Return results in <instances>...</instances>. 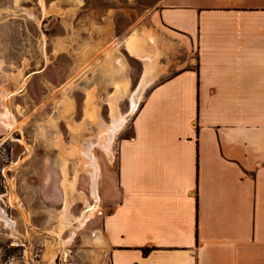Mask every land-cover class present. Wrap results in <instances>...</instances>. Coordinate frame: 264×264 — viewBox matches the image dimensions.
<instances>
[{
    "label": "crops",
    "instance_id": "obj_1",
    "mask_svg": "<svg viewBox=\"0 0 264 264\" xmlns=\"http://www.w3.org/2000/svg\"><path fill=\"white\" fill-rule=\"evenodd\" d=\"M126 42L112 93L138 85L139 105L99 249L110 264H264V0H162Z\"/></svg>",
    "mask_w": 264,
    "mask_h": 264
},
{
    "label": "rangeland",
    "instance_id": "obj_2",
    "mask_svg": "<svg viewBox=\"0 0 264 264\" xmlns=\"http://www.w3.org/2000/svg\"><path fill=\"white\" fill-rule=\"evenodd\" d=\"M161 1L0 0V114L8 107L18 125H8L0 115V264H110L95 237H102L113 207L119 144L133 133L138 85L118 98L126 121L111 152L98 143L93 147L101 165L97 205L93 173L83 168L80 153L89 139H101L98 121L89 117L92 99L111 122L114 58L118 55L127 70L126 40L152 23ZM68 199L76 217L86 201L97 210L64 246L60 241L69 238L70 228L62 239L56 231Z\"/></svg>",
    "mask_w": 264,
    "mask_h": 264
},
{
    "label": "bare ground",
    "instance_id": "obj_3",
    "mask_svg": "<svg viewBox=\"0 0 264 264\" xmlns=\"http://www.w3.org/2000/svg\"><path fill=\"white\" fill-rule=\"evenodd\" d=\"M135 39V38H134ZM133 39V40H134ZM131 40V41H133ZM133 45H131L130 49L133 50L135 47H133L135 44V42H132ZM138 45V44H137ZM130 50V51H131ZM135 50H137L135 48ZM137 52V51H136ZM151 57V56H150ZM152 62V61H151ZM150 63V62H149ZM151 65V64H150ZM122 68V67H121ZM153 68V67H152ZM119 72V71H118ZM124 72V71H122ZM125 74V73H124ZM123 77V75H122ZM124 78V77H123ZM123 78H119V79H123ZM146 79V78H145ZM126 81V80H125ZM145 81V80H144ZM118 82V81H117ZM116 82V83H117ZM145 83V82H143ZM119 84V82H118ZM127 84V83H126ZM121 87V86H120ZM123 87V86H122ZM119 88V87H118ZM140 88V87H139ZM121 89V88H120ZM117 90V89H116ZM126 90V88H125ZM1 91V90H0ZM121 91V90H120ZM139 91V90H138ZM136 91L135 95L132 97V105H133V109H135L137 107L138 104V96L137 95V92ZM2 92V91H1ZM125 92V91H124ZM122 93V92H121ZM121 93H118V91L116 92V94L112 95L110 98H109V102L111 104V107H112V120L111 122H107V121H104L103 117L101 116L100 114V104H98L99 102L97 101V99L93 100L92 99V103H94L92 106H90L91 110H89V117L92 118V119H95L96 121H98L97 123H99L100 125V131H99V137H101V139L98 138V140L94 139V138H91L89 139V141H87L83 147L81 148V153L80 155L82 154L83 155V159H80L82 160L83 162V168H85L87 171H91L93 173V185H92V196L93 198L95 199L96 201V205L97 203L99 202L98 200H100V194H99V190H98V187L96 186V183H97V179L100 175V167L101 165L99 164L98 162V159H97V156L95 155L96 152H94L95 149H93V147L97 146L96 144H100L101 146H103L109 153L111 152V143L113 141V138L115 137V134L117 133L118 130H120V128L122 127V125L125 123L126 121V116L125 114L121 113L119 111V107L118 106V98H119V94ZM122 95V94H121ZM8 96V95H7ZM6 99V98H5ZM9 101V100H8ZM7 101V102H8ZM9 105V104H8ZM10 106V105H9ZM138 109V107H137ZM88 110V109H87ZM136 111V110H135ZM5 112V111H4ZM127 112V111H126ZM88 113V111H87ZM2 116V119L5 120V122L10 125V126H13L14 124L16 125V120L13 119L14 115L11 116V112L10 110L8 109L7 107V111L4 113V114H0ZM88 116V115H87ZM88 117V118H89ZM90 123V122H88ZM18 126V125H16ZM14 127V126H13ZM16 128V127H15ZM23 141V139H21ZM25 141V140H24ZM86 141V139H85ZM25 143V142H24ZM96 148V147H95ZM80 151V150H79ZM79 155V154H78ZM21 159V158H20ZM19 161V160H18ZM67 161V160H66ZM81 165V164H80ZM79 168V167H78ZM66 170H64L65 172ZM78 171V169H77ZM67 173V172H66ZM91 173V174H92ZM77 174V173H76ZM67 175V174H66ZM79 177V176H78ZM77 177V178H78ZM66 178V177H65ZM75 178V177H74ZM66 179H64L63 184H65V186L67 185L66 184ZM73 180V179H72ZM67 181H69L67 179ZM75 181V180H74ZM70 182V181H69ZM72 182V181H71ZM68 183V182H67ZM12 186H13V183L11 182ZM70 185L74 186V182H72ZM66 187H69V186H66ZM65 187V188H66ZM71 187V186H70ZM75 187V186H74ZM64 188V189H65ZM76 188V187H75ZM74 188V189H75ZM78 188V187H77ZM68 189V188H66ZM70 189V188H69ZM11 191V190H10ZM68 193V191H66ZM70 192V191H69ZM70 196V195H69ZM67 197V196H66ZM70 198V197H69ZM88 199V198H87ZM10 200V199H9ZM90 200V199H89ZM91 201V200H90ZM87 202V206H86V210L83 211L84 213L79 216V217H76L74 215L71 214L70 212V206L71 205V202L70 200L68 199L66 202H65V206L64 208L62 209V215L61 217H59V219L61 218L60 220V223L58 225V230L56 231L57 234L59 235V237H61V234L62 232L66 229V228H70V235H69V238H66V239H62V237L60 239H62L60 242L64 244V246L68 243L71 242V239L73 238V236L75 235L76 231L81 228L82 226H85V223L89 220V218L95 213V211L97 210V206L95 204H92L91 202L88 203ZM100 204V203H99ZM74 206V205H73ZM73 209V207H72ZM100 210V208L98 209ZM21 211V210H20ZM4 216V215H3ZM78 216V215H77ZM6 217V216H5ZM24 217V216H23ZM27 219V218H26ZM6 220V219H5ZM3 221V220H2ZM5 222V221H4ZM8 224H10L11 226H14V221H11V220H7ZM58 224V223H57ZM9 225V226H10ZM8 226V227H9ZM80 230H78L79 232ZM101 235V234H100ZM97 234V237H95V240L98 241L99 243L102 242V237ZM21 236V235H20ZM19 236V237H20ZM17 237V236H16ZM94 237V236H93ZM91 240V239H90ZM89 240V241H90ZM104 241V240H103ZM91 242V241H90ZM93 243V242H92ZM98 244V243H97ZM54 259L55 258V251L53 252L52 250V253H51V258L50 259ZM51 261V260H49Z\"/></svg>",
    "mask_w": 264,
    "mask_h": 264
},
{
    "label": "trees",
    "instance_id": "obj_4",
    "mask_svg": "<svg viewBox=\"0 0 264 264\" xmlns=\"http://www.w3.org/2000/svg\"><path fill=\"white\" fill-rule=\"evenodd\" d=\"M144 251H145V253L147 254V253H149L150 248H145Z\"/></svg>",
    "mask_w": 264,
    "mask_h": 264
}]
</instances>
